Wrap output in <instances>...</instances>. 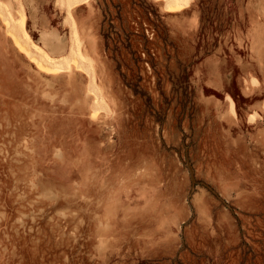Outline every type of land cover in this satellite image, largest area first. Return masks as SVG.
I'll return each instance as SVG.
<instances>
[{
  "label": "rangeland",
  "instance_id": "374dc122",
  "mask_svg": "<svg viewBox=\"0 0 264 264\" xmlns=\"http://www.w3.org/2000/svg\"><path fill=\"white\" fill-rule=\"evenodd\" d=\"M172 1L0 0V264H264V0Z\"/></svg>",
  "mask_w": 264,
  "mask_h": 264
},
{
  "label": "bare ground",
  "instance_id": "6f19581e",
  "mask_svg": "<svg viewBox=\"0 0 264 264\" xmlns=\"http://www.w3.org/2000/svg\"><path fill=\"white\" fill-rule=\"evenodd\" d=\"M168 11L170 12H180L182 11L185 7H184V4L178 2L177 0H174L172 1L171 3L168 4V7H166ZM22 48V46H20ZM38 65V68L40 70H43V71H53V68L52 67H49L48 65L46 64H43L41 62L37 63ZM94 116V115H93ZM187 168L188 170L191 172L190 170V166H189V163L187 164Z\"/></svg>",
  "mask_w": 264,
  "mask_h": 264
}]
</instances>
